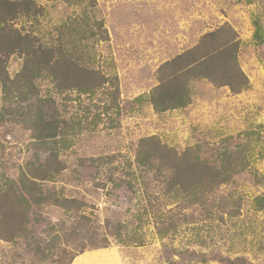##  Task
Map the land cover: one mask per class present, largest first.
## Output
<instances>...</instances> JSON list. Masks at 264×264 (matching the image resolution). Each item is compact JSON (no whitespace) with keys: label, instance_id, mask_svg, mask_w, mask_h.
<instances>
[{"label":"rangeland","instance_id":"rangeland-1","mask_svg":"<svg viewBox=\"0 0 264 264\" xmlns=\"http://www.w3.org/2000/svg\"><path fill=\"white\" fill-rule=\"evenodd\" d=\"M38 4L43 9L38 24L32 20L24 23L20 18L14 25L33 23L41 41L51 42L67 31L72 21L73 25L80 19L102 21L108 40L95 43L96 66L118 78L116 104L99 101V93L93 97L72 91L56 95L61 127L66 129L68 122L80 131L69 138L67 148L61 149L68 167L75 165L77 157L85 156L114 155L112 163L126 157L133 160L138 140L147 136H156L177 152L198 146L202 158L220 157L215 164L221 163L224 154L246 157L234 183L222 184L210 193L213 206L207 213L197 206L178 208L175 201L156 191L162 210L179 211L178 216L185 214L187 220L178 221L175 233L159 237L154 214H149L140 229L141 244L117 242L111 230H102L106 218H120L134 225L136 220L124 210L127 206L132 209L135 200L116 207L100 184L70 179L57 182L56 188L63 187L66 194L84 197L83 213L99 231L97 240L105 234L109 240L106 247L87 248L75 255L70 264H264V208L256 209L252 201L254 196L264 194V186L255 183L250 173L255 169L264 173V42L256 44L252 40L253 21L264 28V0H95L94 6L89 1L40 0ZM82 10L87 12L85 18ZM224 23L240 40L236 59L248 78L246 89L233 92L227 85L190 76L187 85L191 98L183 107L156 112L146 98L133 101L159 83L157 69L163 62L194 47L204 34ZM21 63L17 55L8 58L10 76L19 71ZM49 87L42 82L41 93ZM65 94L71 100L62 99ZM6 117L0 122V161L16 167L34 148L30 146V129L23 122L11 124ZM212 151L216 154L210 157ZM154 173L152 170L149 179L158 185ZM231 192L240 196L239 210L233 216L219 206ZM41 212L45 224L67 219L56 206L42 207ZM41 229L37 226L40 237ZM72 240L68 237L56 246L61 249ZM27 244L25 239H0V263L57 264L53 259L39 260ZM222 257L231 262H221ZM237 257L243 258L242 262H236Z\"/></svg>","mask_w":264,"mask_h":264},{"label":"trees","instance_id":"trees-1","mask_svg":"<svg viewBox=\"0 0 264 264\" xmlns=\"http://www.w3.org/2000/svg\"><path fill=\"white\" fill-rule=\"evenodd\" d=\"M38 1L0 0V122L5 116L11 124L23 122L30 129V146L34 148L30 157L16 167H9V161H0V239L28 240L33 256L39 260L53 259L57 264H70L75 255L87 248L106 247L107 235L97 240L99 231L93 220L83 213L84 197L68 195L63 187L56 188V183L63 179L102 185L116 207L135 200L132 209L127 206L124 210L136 220L134 225L120 218H106L102 229L111 230L113 238L125 244L142 243L140 229L147 223L149 214H154L159 237L175 233L178 221L186 222L185 214L178 216L179 211L162 210L160 202L156 201V191L167 200L175 201L178 208L197 206L207 213L208 207L213 206L210 193L222 184L234 183L235 175L245 167V155L224 154L221 163L215 164L220 157L202 158L198 146L177 152L156 136H147L138 140L133 160L126 157L112 163L114 155L85 156L77 157L71 168L66 165L67 158H62L61 149L67 148L69 138L80 131L68 122L66 129L61 127L56 95L72 91L93 97L99 93V101L116 104L118 78L115 73L108 74L96 66L95 43L108 40L102 21L74 20L77 23L70 22L69 29L51 42L41 41L33 30V23L15 26L20 18H24V23L32 20L38 24V15L43 12ZM62 1L78 4L89 1L90 6L95 2ZM86 14L82 10L83 18ZM253 26L252 40L256 44L263 43L262 24L254 20ZM239 42L227 23L207 32L194 47L163 62L157 69L159 83L133 101L146 98L156 112L183 107L191 98L187 85L190 76L227 85L233 92L246 89L249 81L236 59ZM13 54L20 57L22 63L19 71L10 76L7 63ZM42 82L50 84L46 93H41ZM62 99L71 100V97L65 94ZM215 154L212 151L210 157ZM152 170L158 185L149 179ZM250 173L255 183L264 186V173L256 169ZM252 201L256 209L264 208V194L254 196ZM46 206L61 208L67 219L45 224L41 208ZM219 206L226 207L227 214L233 216L239 210L240 196L231 192ZM37 226H42L41 237ZM68 237L73 238L70 245L58 249L56 244ZM242 260L236 258V262ZM200 261L206 262L203 258ZM220 261L231 262L226 257ZM169 264L176 263L169 261Z\"/></svg>","mask_w":264,"mask_h":264}]
</instances>
